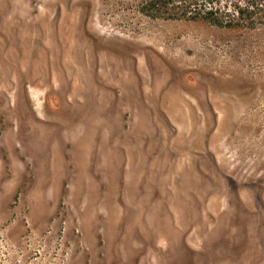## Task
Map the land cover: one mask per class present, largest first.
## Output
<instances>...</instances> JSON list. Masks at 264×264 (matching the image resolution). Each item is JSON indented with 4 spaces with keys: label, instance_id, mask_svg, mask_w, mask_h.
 Listing matches in <instances>:
<instances>
[{
    "label": "rangeland",
    "instance_id": "rangeland-1",
    "mask_svg": "<svg viewBox=\"0 0 264 264\" xmlns=\"http://www.w3.org/2000/svg\"><path fill=\"white\" fill-rule=\"evenodd\" d=\"M149 0H0V264H264V24Z\"/></svg>",
    "mask_w": 264,
    "mask_h": 264
},
{
    "label": "trees",
    "instance_id": "trees-1",
    "mask_svg": "<svg viewBox=\"0 0 264 264\" xmlns=\"http://www.w3.org/2000/svg\"><path fill=\"white\" fill-rule=\"evenodd\" d=\"M152 16L202 19L220 26L264 24V0H149Z\"/></svg>",
    "mask_w": 264,
    "mask_h": 264
}]
</instances>
